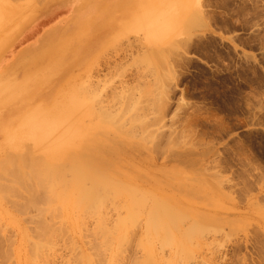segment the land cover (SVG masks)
I'll return each instance as SVG.
<instances>
[{
    "label": "rangeland",
    "instance_id": "1",
    "mask_svg": "<svg viewBox=\"0 0 264 264\" xmlns=\"http://www.w3.org/2000/svg\"><path fill=\"white\" fill-rule=\"evenodd\" d=\"M10 1V20L0 24V161L36 145L37 119L52 125L70 116L72 89L89 92L91 99L77 92L91 109L78 114L80 129L104 108L118 113L129 132L131 143L120 147L119 171L111 177L125 175L129 187L118 200H133L135 189L148 203L145 212L163 217L156 209L161 200L184 213L176 226L187 230V252L153 238L147 247L157 264H264V0H160L138 29L105 31L90 28L94 0L84 5L87 12L74 11L79 0ZM54 136L43 147L58 150L56 164L64 170L91 159L81 149L90 144L87 131L69 134L65 143ZM19 190L0 193V264L33 260L30 245L45 234L40 212L60 234L32 264H78L81 252L94 264H138L148 253L140 239L175 231L138 213L121 259L109 262V251L90 246L96 218L85 212L84 225L64 221L60 230L61 209L42 211L39 193L29 200ZM126 213L109 204L107 224ZM36 228L39 238L31 234Z\"/></svg>",
    "mask_w": 264,
    "mask_h": 264
},
{
    "label": "bare ground",
    "instance_id": "2",
    "mask_svg": "<svg viewBox=\"0 0 264 264\" xmlns=\"http://www.w3.org/2000/svg\"><path fill=\"white\" fill-rule=\"evenodd\" d=\"M9 1L10 0H0V24L10 20V17L8 18V15L10 14L13 5L11 4V1ZM79 16L82 17L83 14L80 13ZM76 19L80 20L82 18L77 17ZM77 92L80 93L82 91L81 89H72L70 92L69 101L73 110L70 116L63 115L61 121L56 122L52 125L44 123L43 119H37L36 127L32 134V137L36 141L33 143H35L36 145H30V147L29 145H25L23 151L24 153H21V151L19 152V154L16 151L17 154H19L17 155L14 152H12L11 154H9L8 152L6 153V159L4 161L1 159L0 180H5V182L3 184L0 183V193L2 190L4 192L9 191V194L10 192L16 193L17 191H20V188H22L26 190L28 194H26L25 192L24 194H21H26L27 196L30 195L28 197L29 200L30 197H36L35 195L39 193V198L43 199V203L39 205L44 204L43 209L39 206L42 211L44 210L47 213H57V208L62 210V225L60 224L58 227V229L60 230H64V221H66L67 223L69 222L70 226L72 227H79L84 225L82 214L85 212L94 219L96 218L97 223L95 222V227L93 229V233L95 234V236L93 237H95L94 239H97V241L93 240L90 246L98 250L97 251L95 249L94 253H96L97 251V253L100 254V252L104 253L103 251H109V257L107 259L109 262L121 259V256L119 258L117 256L122 252V250H125L122 248V246H124L129 240V225L135 221L137 217L135 215L138 213H147V215L155 217V221L157 223L166 222L175 228V231H171L169 233H161L158 229L155 234L150 236L147 235L145 242L140 239L138 243L143 247V249H146L147 245L150 244V240L152 241L153 238H157L164 244L180 246L181 253L185 254L187 252V230L178 229L176 226V224L182 219L181 216H183L184 213H177L174 206L172 207V205H169L161 200L156 201V205L159 206V208L156 209L163 211V217H160L156 211L155 214L153 212H145L148 203H146L145 200L139 199V192L135 189L132 193L133 200L129 202L122 201V199L118 200L121 194H124L125 191L129 189V187H127L128 185L125 181V175L122 176V181L113 180L111 177L112 175L117 174L119 171L117 164L120 160H122L120 147L129 146L131 143V140L127 135L129 134V132L126 130V128H124V124H121L122 121H120V123L117 122L119 121V117L117 115L118 113H114V115L106 111L104 108H102L103 110L99 108L95 123L91 122L89 123L91 124L90 126H87L85 130H81L80 128L82 127V124L81 122H79L78 114L89 116L91 109H89L88 106L79 103L84 99L81 94ZM92 92L93 91H90V93ZM84 93H86V96H88L89 92H82L83 95ZM88 97L91 99L90 96ZM88 97H86V99ZM87 105H91V100ZM120 112L124 113L121 110ZM122 113L121 115H123ZM116 115L118 117L117 119L115 118ZM78 131H87L90 144L84 147L82 146L81 149H87L89 154L91 155V159L82 165H78L76 162H72L69 165V168H66V170H64L63 167H60L58 164H56V160L60 159V156H55V154L59 153L58 150H55V148L53 147H43V143L48 138H55L54 135H61L60 138L56 139L65 143L68 139L69 134H78ZM13 153L16 155H14ZM64 172H66L65 174H68V177L62 175V173ZM88 180H90V182H87ZM127 192L129 193L130 191ZM40 193H43V195H41ZM37 198H34V202L39 201V199L36 200ZM19 201L18 203L22 202ZM34 202L32 203L34 204ZM109 204L123 207L127 211L126 215L116 218L114 224L112 223V225H108L107 219L105 218L106 208ZM31 205L26 204L25 206H27L26 208H28ZM15 206L18 207L17 205ZM21 206L23 207V204ZM35 208L37 209V212L38 210L41 211L40 209H38L37 205ZM23 209L25 210V208ZM23 211L20 212L23 213ZM41 214L42 213L40 212V217L38 214L35 216H38V219L44 221V223L42 222L43 225L41 226V220L40 222L38 220V223L40 224L38 225V227L41 226V232L44 231L45 234L39 231L41 235L40 238L39 236L37 237V231L40 230V228H38V230L36 228V231H34V233H31L33 235L36 232L35 235L37 238H39V240L33 242L28 238L30 242L32 241L33 245L30 243L31 245L27 244V246H33V250H29L27 254L30 255V253L32 252L31 254L34 258L33 260H29L26 255L24 264H32V262L35 261V259L43 253L45 245L47 247L48 245L53 243L52 241L54 238L52 237H56L58 234H60L59 232L56 233L55 227L53 231L51 230L50 227H52V225L48 221V223L45 222V219L43 220V218H41ZM6 217L7 221L14 224L16 228L19 229L18 223L14 219H11L12 216L7 215ZM49 224L51 226H49ZM42 234L46 236L44 238L42 237L44 240L41 239ZM19 236L23 238L22 240L24 242L28 240V235L25 233H22ZM92 239L93 238H91V240ZM93 244L95 245V247ZM51 246L53 245H50V247H48V251L49 249H51ZM147 252L148 253L145 254L142 260L138 262V264H157L154 255L151 254L148 247ZM91 253L93 254V252ZM79 255V258L76 256L79 259V261L78 259L76 260L77 262H79L78 264H94L93 262H95V260H93V256L91 257L88 252H81ZM103 262L105 263L106 260L104 259ZM103 262L101 264H103ZM112 264H114V262Z\"/></svg>",
    "mask_w": 264,
    "mask_h": 264
},
{
    "label": "crops",
    "instance_id": "3",
    "mask_svg": "<svg viewBox=\"0 0 264 264\" xmlns=\"http://www.w3.org/2000/svg\"><path fill=\"white\" fill-rule=\"evenodd\" d=\"M89 1L91 0H79L74 11L83 6L87 12L84 5ZM94 3L96 8L89 13L90 28L104 31L128 30L138 29L139 25L147 22L143 14H152L160 5V0H94ZM96 16L101 19L99 22L96 21Z\"/></svg>",
    "mask_w": 264,
    "mask_h": 264
}]
</instances>
